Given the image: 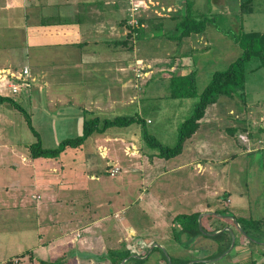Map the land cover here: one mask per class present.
Listing matches in <instances>:
<instances>
[{"label":"crops","instance_id":"crops-1","mask_svg":"<svg viewBox=\"0 0 264 264\" xmlns=\"http://www.w3.org/2000/svg\"><path fill=\"white\" fill-rule=\"evenodd\" d=\"M189 1L194 2V0ZM207 1L211 4L208 9L209 13H196L198 17L212 16L211 14L217 9H220L221 13L227 12L229 15L232 12L237 15L241 11L250 12L253 15L252 13H256L257 10L254 5L256 0H205L206 3ZM160 2L157 3L160 4ZM110 3L115 2L109 0H0V25L12 27V35L19 39L17 40L18 44H16L17 41H13L16 50L7 53L0 49V57L9 59L4 62L8 61V64L12 65V59L20 57L19 63L28 53L29 48L31 50L47 46L53 48L52 54L48 56L43 54L40 59H47L43 62L49 63L57 70L52 72L49 68H45L47 64H44L36 73L37 75H34L40 84L34 86L32 84L29 90L30 107H41L45 101L48 112L64 114L63 110H65L69 112V115L67 113L68 118L75 112L77 115L75 120L79 122L78 118H81L80 121L83 122L87 117L102 119L103 116H110L119 111H116L119 106H127L140 98V94L137 92L147 84L127 83L126 51L107 47L106 42H108L111 30L110 18L106 14V9ZM249 3L252 4V7L247 8ZM262 3L264 4V0L256 2L259 5ZM203 4L204 0L196 8L202 10ZM180 14V12L176 14L177 16L170 14L171 19L162 17L158 21L164 25L168 21L174 22L176 29H171L174 32L170 33L176 36L180 33L178 23L184 16V14ZM231 19L236 26V33H239L244 25L240 26L234 16ZM210 26L216 33L213 35L214 37L209 35L207 25L203 32L191 33L184 37L190 39L192 35L200 38L202 42L205 40V46L202 45L199 48L206 52L209 50L208 46L213 38L226 35L216 25ZM250 31L253 30L244 29V32ZM234 45L238 46V43L234 42ZM190 51H197V48L194 47ZM187 53L184 52L183 56ZM60 67L66 71H72L71 76L74 75L78 80H86L87 74H92V76L96 74L86 82L94 81L98 85L96 88L89 85L79 89L80 91L84 90V93L79 95V99L74 94L60 92L62 87H57L58 84H54L53 77L51 78L52 75L61 72ZM174 67L173 65V72H175ZM143 69L142 72L146 75L147 70ZM66 71L64 73L68 74ZM178 72L180 73V71ZM59 76L62 77V75ZM105 80L107 83L102 84V81ZM113 81L119 84H112ZM261 102L259 97L254 102H250L251 108L246 113L249 114L247 117L251 119H246L245 124H240L248 130L252 120L262 121L259 126L260 135L264 132V113H259V118L254 114L256 106L264 105ZM60 104L66 108L58 107ZM51 105L57 107L52 109ZM6 117L5 113H0V131L3 132L0 134L2 135L6 134L3 129V121ZM208 117L209 115L206 113L199 120V128L196 132L184 142L183 151H185L184 148L190 149L194 154L193 158L178 165L171 164L169 159L162 157L158 151H150L148 148L150 145L143 139V136L128 137L117 132L110 133L108 130L92 133L87 138V140L92 138L91 143L80 146L82 151H78L72 157L73 162L70 163L63 161L60 157L62 154L51 159L33 158L27 143L24 150L17 149L15 144L17 141L11 142L10 145H3L5 149L2 148V154H0V168L7 170L3 171L7 177H0L2 178L0 181V264H6L10 258H14L28 249L30 252L34 250L40 253L44 259L43 256L46 257L50 252L52 254L51 249H57L58 245L64 246L73 235L70 236L72 232L79 231L82 233L81 241L88 242L96 232L108 233L106 228L112 224L117 228V237L108 238L107 236L106 241L109 244L112 243V246L115 247L113 249H120L125 244L127 246L125 231L129 229L131 233L137 234L138 241L143 240V243L147 245L149 242L154 243L155 246L159 243L161 247H165L167 244L172 245V241L165 238L167 235L165 225H173L178 215L196 212L202 214V217L212 212L218 215L215 209L207 208L208 205L205 203L208 194V184L205 178L203 181L200 179L191 181L189 178L192 175L207 177L208 174V166L202 161V157H206L210 143L204 139V133L200 132L204 125L209 123ZM235 127L236 125H234ZM231 129L230 132L235 136L240 131L239 128ZM249 135L251 136V134ZM261 137L254 138L262 141ZM130 145L133 146L132 149ZM219 146L220 144L217 147ZM241 147L244 148V146ZM128 148L131 153L127 151ZM254 148L253 151L261 149L262 146L256 143ZM232 149L235 152L238 150L237 146ZM5 151H8V159L5 157ZM230 161H221V163L225 165ZM76 162L81 165L77 166ZM109 164L110 166L116 164L121 168V171L116 176H109L107 171L110 167H108ZM191 165H194V172L190 171L189 179L182 180L184 188L179 192L184 194L183 199L180 202L176 201L174 199L175 191L172 187L173 174L177 170L185 169ZM223 165L219 169H222ZM69 172L70 175H68ZM86 172L88 173L87 179L96 181L97 192L93 190L94 184L90 189L85 187L82 180ZM214 177H217L216 172ZM212 186L214 190H212L211 196L214 197L213 201H216L220 198L222 187L219 188L215 183ZM105 191L109 193L106 195L107 198L103 193ZM95 193L103 196L104 199L99 198ZM130 194L133 197L127 198ZM226 198L229 203L232 202L231 194L227 193ZM80 200L85 202L81 208L78 207ZM131 203L138 205L136 210L130 207ZM192 205L194 207H191ZM45 206L49 207V211L44 210ZM186 207L188 210L185 209ZM227 207L229 208V204ZM102 208L105 209L104 213L98 214ZM189 210L191 212H188ZM236 210L237 212L234 214L231 213L235 217L246 216L239 215L240 207ZM132 217H135L136 221ZM107 219H112V221L106 223ZM20 221H22L23 228L16 226V223L19 224ZM140 221H143L142 224L139 223ZM236 225L238 226V223L231 224L225 229L234 233L233 229L237 230ZM173 227L172 229H174ZM205 238L199 236L195 241L199 239V242H203ZM243 241L240 237L239 243L241 242L240 244L243 245ZM117 243H119L118 246ZM144 244L143 246H146ZM238 261L239 258H237ZM208 262L206 264H209Z\"/></svg>","mask_w":264,"mask_h":264},{"label":"rangeland","instance_id":"rangeland-1","mask_svg":"<svg viewBox=\"0 0 264 264\" xmlns=\"http://www.w3.org/2000/svg\"><path fill=\"white\" fill-rule=\"evenodd\" d=\"M109 1L115 3H110L109 7L106 9V14L110 18L111 30L108 42H106L107 47H110L111 49H123L126 51L128 84L147 85L142 86L137 92L140 94V98L134 103L128 104L127 106H119L116 110H119L118 112H115L110 116H103L99 127L101 128L103 126V121L105 119L112 120L121 116H136L140 122H134L125 126L115 125L108 127L106 130L110 133L117 132L122 135L125 134L128 137L143 136V139L146 142L147 137H145V133H147L148 137H154L162 144L173 147L178 143L180 126L192 115L196 103L199 101V96H176L174 95V92L181 90L185 92L186 89L187 91H190L191 87L195 86V91L199 94L202 93L208 86L216 71L226 70L232 62L240 57L243 53V49H241L242 47H240L239 43L238 46L234 45V42H236V34L234 33L237 32V29L232 23L231 18L233 16L236 17L240 26L244 25V28L241 27L239 33L242 31L244 32V29L246 30V28L253 31H264V4H256V2L258 3V0H256L254 5L257 10L256 13H252L253 15H251L250 12L242 11L237 15H235L234 12L229 15L227 12L221 13L222 11L220 9L213 12L211 14V21L207 23L209 35L213 36L216 34L213 27L210 25H216L224 31L226 35L220 36L219 38L218 36L213 38L211 44L208 46L209 50L204 52V50L199 47H202V45L205 46V40L202 42L200 38L192 35V38L186 39L184 36V38L180 37V33L176 36L173 34L171 35L170 32H174L171 29H176L174 22L168 21L167 24L164 25L160 24L158 21V19L162 17L171 19L170 14L177 16L176 14L180 12L182 15H185L187 0H160L161 2L158 0H135L139 8L136 11L131 9L128 0ZM157 2H160V4ZM200 3H202V0H194L193 2L191 10H193L192 12L195 17H198L196 13H209L208 9L211 4L208 1L206 3L204 0L201 10L196 8ZM171 5L174 6L172 7ZM249 7H252L251 3L247 4V8ZM181 29L182 28L179 30L181 31ZM12 34V27L0 25V49L2 51L9 53L10 51L17 49L13 41L19 39ZM18 43L19 42L17 41L16 44ZM104 47L107 48L106 46ZM194 47L197 48V51H190ZM52 50L53 48L50 46L45 48L42 47L41 49L32 48V50L29 48L28 53L25 54L19 63L18 60L20 57H14V59H12V65L8 64V61L7 63L4 62L9 59L0 57V76L3 78L6 77V79H11L10 83H13L15 80H13L11 76H8V72L19 74L22 69L26 67L35 78L30 81L29 86L22 84L18 89L19 91L13 92L9 87L10 85H8L7 80L0 77V95L10 96L19 102V104L29 113L32 125L38 132V135H35L28 123L27 115L21 110L9 102L0 104V113H5L7 116V119L5 118V121H3V129L6 134H0V154H2V148L5 149V145H10V143L14 141H17L15 144L19 150H21V148L24 150L26 143L30 145V143L32 144L36 142L39 138L44 148L57 149L65 140L78 138L83 134L84 121L82 122L80 121L81 118H78L79 122H77L75 120L77 118L75 112L72 113L73 115L70 118L67 116V113L69 115V112H66L65 110H63V112H65L64 114H59V112H48V107L45 104V101L41 107H30L28 101V97L30 96L29 90L32 87V84L33 86L40 84V81L34 75H37L36 73L44 64H47L45 68H49L52 72L57 70L54 66L49 65V63L43 62L47 61V59H40L43 54H46L47 56L52 54ZM184 52L188 53L183 56ZM261 64V60L254 57L247 65V81L244 92L245 96L243 97L244 99L239 97L240 95H221L216 99L217 104H211L207 107L206 113L209 115L208 118L210 121L204 125L200 132L204 133V139L210 143L208 144L209 147L206 151V157L203 158L201 156L202 161L208 166V174L207 177H201L198 175H192V177H189L191 178V181L193 179H196V181H199V179L203 181L205 178L208 184L207 202H205L208 205L207 208L215 209L216 212L228 209L230 213L234 214V212H237L236 209L240 207L239 215L244 214L246 217L250 216L251 218L260 219L264 218L262 217L264 215V132L260 135L259 130L262 121L258 120L256 122L252 120L253 122L251 121L252 123L250 127L248 126V130L241 125L245 124L246 119H251L247 117L249 114L246 113L248 112V109L251 108L250 102H254L257 97H259L262 100L261 104L264 103V65ZM173 65L175 66V72L172 71ZM142 68L147 70L146 75L143 74ZM60 71L61 72L51 76V78L53 77V83L58 84L57 87H62L60 92L74 94L76 98L84 93V90L80 91L79 89L89 85L96 88L98 85V83L94 81L86 82L87 79L95 77L96 74H93V76L92 74H87L85 78L86 80H78L74 75L71 76L72 71H66L63 67H60ZM64 71L68 74L64 73ZM178 71H180V73ZM192 72L195 73L194 85L188 83V81L183 82L182 84H171L172 75H179L182 73V75H188ZM137 73L139 75H137ZM59 75H62V77ZM106 83V80L102 81V84ZM112 84L119 83L113 81ZM245 103L246 105H243ZM32 104L35 105V103ZM60 106L64 105L60 104L58 107ZM51 107L52 109H55L57 106L51 105ZM64 108H66V106H64ZM255 111V117L259 118L258 114L264 113V105L256 106ZM87 118L85 120H87ZM234 125H236L235 128ZM231 128H233V130L239 128L240 131H238L239 133L235 136L230 132ZM247 132L248 134H246ZM0 133L3 132L0 131ZM249 134H251V136ZM256 136H262V141L256 140V138H254ZM91 139L92 138H89L88 140L86 139L87 141L85 140L83 143L85 144L84 146L90 144ZM256 143L259 144V146H262V148L253 151ZM83 144L74 147L67 146L63 151L57 153L56 156L59 157L62 154L60 157H62L65 163L73 162L72 157L78 151H82L80 146H83ZM218 144H220L219 147H217ZM233 145L237 146L238 150L236 152L232 149L234 148ZM241 146H244V148ZM130 148L132 149L133 146L130 145ZM148 148L150 151L160 152L158 147L149 146ZM184 149L185 151L180 154L168 158L169 162L178 165L179 163L192 159L194 154L191 153V150L188 148ZM245 150L249 153H244L243 151ZM127 151L131 153L129 148ZM7 152L8 151H5V157L8 159ZM57 157L53 156L44 158L51 159ZM221 161L230 162L223 165ZM76 163H78L77 166L79 164L81 165L79 162ZM222 165V169H219ZM109 166L110 164L108 167ZM193 167L194 165L188 166L185 169L177 170L173 174L174 181L172 179V187L175 191L174 199L176 201L180 202L183 199L184 194L179 193L184 188L182 180L189 179L188 173L190 171L194 172ZM3 171L7 170H2L0 168V177H7ZM215 172L217 173V177H214ZM68 175H70V172ZM86 175H88L87 172L82 180L85 183V187H89L90 189L94 184L95 186H93V190L97 192L96 181L94 182L87 179ZM108 175L111 176L109 172ZM1 179L2 178H0V181ZM214 183L217 184L219 188L222 187V191L219 194L220 198L216 201H213L214 197L211 196V192L214 190L212 188ZM79 186L77 187L78 190ZM101 187L103 188V186ZM103 193L105 197L109 194L107 191ZM227 193L231 194V203H229L228 198H226ZM96 196L104 199L103 196L98 194H96ZM132 197L133 196L130 194L127 198ZM228 204L229 208L227 207ZM83 205H85V202L80 200L78 207L81 208ZM130 207L133 210H136L138 205L131 203ZM191 207H194V205ZM51 208H53V206H51ZM185 209L188 210V207ZM44 210L49 211V207L45 206ZM104 211L105 209L102 208L98 214H103ZM188 212H191V210ZM233 214H229L228 216L235 220ZM218 215L222 214L219 212ZM132 219L136 221L135 217H132ZM226 219L227 218H225V220ZM109 221L111 222L112 219H107L106 223ZM204 221L210 230H213L214 227H218V224H220L215 217H206ZM142 222L143 221H140L139 223L142 224ZM16 226L17 228H23L22 221H20L19 224L16 223ZM172 226H174L173 228H177L178 224L175 222L173 225H165L167 233V235L165 234V238L171 240V244L174 246L167 244L165 247H161L159 243L156 244V246L154 243L151 244L150 242L149 245L144 244L143 240L138 241L137 234L134 232L131 233L129 231L130 229L126 230L125 240L127 246L125 244L121 246V249L128 248L134 256L132 255L125 259V264H139L135 257L141 258L140 264H167L164 255L167 256L168 260L169 256L173 255L175 257L172 261V263L174 262L173 264H185L183 261L188 259L190 260L186 264L195 260L204 259L208 260L209 262H206L209 264H264V245L256 246V249L250 248V250L248 247L250 244L249 242L246 243V246L245 244H240L241 242L239 243L238 241V244L231 248V250H229V247L224 250V252H220L218 250V242L213 238L206 237L203 242H199L200 240L197 239L198 241H194V243L187 246L188 244L185 243V236L183 242L176 240ZM99 228L101 229V226ZM106 230L108 233H103L102 231L94 233L93 238L89 239L88 242L84 240L81 241L80 238L82 233L79 231L72 232L70 236L73 235L67 240L64 245L65 247L62 246V248L58 245L57 249H51L52 254L50 252L51 250H48L50 254L46 257L43 256L44 259L40 256V253L34 250L30 252L28 249L29 251L26 250L22 254L10 258L9 260H11L13 264H40V260H44L50 264H113L109 256V251L113 250L115 247L112 246V243L109 244V242L106 241V237L116 238L118 231L113 224L112 226L108 225ZM218 232H220V230ZM235 232L236 237L239 239L242 235L238 231ZM102 235L104 236L102 237ZM143 244L146 246H143ZM116 245L118 246L119 243ZM9 247L11 246L9 245ZM223 249L225 248H222L221 250ZM16 250L17 249L15 248V251ZM237 258H239L238 262Z\"/></svg>","mask_w":264,"mask_h":264},{"label":"trees","instance_id":"trees-1","mask_svg":"<svg viewBox=\"0 0 264 264\" xmlns=\"http://www.w3.org/2000/svg\"><path fill=\"white\" fill-rule=\"evenodd\" d=\"M193 2L187 0V10L186 14L183 16L181 22L178 23V28H182L179 36L183 37L185 35H189L191 33L203 32L206 28L207 23L211 21L212 16L202 15L200 18L195 17L193 15L192 9ZM154 33V32H153ZM155 34V33H154ZM161 34V33H159ZM235 41L240 44L243 49V53L238 57L234 62L230 64V66L223 71H216L208 86L203 90L202 93H198L195 91V86H192L190 91L185 90V92L176 91L174 95L183 96H199V101L196 103V106L193 110L192 115L180 126L178 132V143L173 146H167L162 144L159 140H156L154 137H148V134L145 133V137H147V143L150 146L158 147L160 150L159 154L162 157L170 158L180 154L183 151L184 142L186 139L190 138L196 130L199 128V120L202 119L206 114V109L209 105L214 104L217 100V97L221 95L227 96H235L240 95L239 97L243 98L245 96V88H246V74H247V65L250 60L254 57H257L261 60L264 65V32L252 31V32H240L234 33ZM195 73L192 72L188 75L182 74H174L171 76V84H182L183 82L188 81L190 84H195ZM199 94V95H198ZM244 99V98H243ZM9 102L14 105L16 108L21 110L24 114L27 115L28 123L34 131L35 135H38V132L35 130L34 126L31 122V117L27 110L24 109L22 105L19 104L14 98L10 96L0 95V104ZM101 119L99 117H92L84 121V132L78 138H72L65 140L61 146L57 149H48L44 148L41 144L40 138L29 145L30 155L33 158L37 157H57L56 154L63 151L67 146H79L84 143V141L94 132L99 131L103 132L108 127L111 126H125L132 124L134 122H140L136 116H121L116 117L112 120L105 119L103 121V126L100 128ZM59 155V154H58ZM221 213L222 215H217L216 213H210L204 215L201 218L202 225L199 223L200 213H192V214H180L175 218L176 224H178L177 228H174V234L176 240L183 242L184 236L186 237L185 243L189 244L194 243L195 239L199 236L213 238L218 242V247L220 252H224V250L228 249L232 242L233 232L225 229V227L238 223L237 230L242 236L241 238L245 239L246 243L249 244V249H256V246L264 245V218H251L246 216L235 217V220L229 217L228 215L231 213L226 209L225 211H217V213ZM206 217H215L220 224L218 227H214L213 230L208 229L205 224L204 219ZM225 218H227L225 220ZM221 230L220 232H218ZM234 234L236 236V232L233 229ZM240 239V238H239ZM239 239L236 237V244H238ZM243 244V245H244ZM222 248H225L221 250ZM250 249V250H251ZM218 252V253H220ZM264 253V252H263ZM133 254L129 251L128 248H120L113 249L109 251V256L113 264H122L124 259L132 256ZM218 255V254H217ZM250 255V254H249ZM134 256V255H133ZM171 260H174V256L170 255ZM248 257V256H247ZM138 263L140 264L141 258L135 257ZM165 262L169 263L167 256L164 255ZM190 259L185 260L183 262L188 263ZM255 262V261H254ZM174 263V262H173ZM6 264H13L11 260H8ZM40 264H50L44 260H40ZM193 264H206L205 260H196Z\"/></svg>","mask_w":264,"mask_h":264},{"label":"built area","instance_id":"built-area-1","mask_svg":"<svg viewBox=\"0 0 264 264\" xmlns=\"http://www.w3.org/2000/svg\"><path fill=\"white\" fill-rule=\"evenodd\" d=\"M128 1L131 5V9L133 11H136L139 9L135 0H128ZM137 75H139V74L137 73ZM8 76H11L12 79L15 81H13V83H10L11 79H9V78L6 79V77L3 78L2 76H0V77L7 80L8 85H10L9 87L11 88V90L13 92L19 91L18 89H19V87H21L20 85H22V84L29 86L30 81L35 79L31 75V73L29 72V69L27 67L22 69V71L19 74L15 73V72H8ZM23 76H24V78H23ZM107 171L109 172V174L111 176H116L121 171V168L119 166H117L116 164H113L111 167L108 168Z\"/></svg>","mask_w":264,"mask_h":264},{"label":"water","instance_id":"water-1","mask_svg":"<svg viewBox=\"0 0 264 264\" xmlns=\"http://www.w3.org/2000/svg\"><path fill=\"white\" fill-rule=\"evenodd\" d=\"M201 218H202V215L199 216V223H200V226L202 225ZM235 243H236V236H235V234L233 233V236H232V242H231V246H230L229 250H231V248H233V247L235 246ZM169 263H170V264H173L170 256H169ZM192 263H193V262H190L189 264H192ZM122 264H125V259L122 261Z\"/></svg>","mask_w":264,"mask_h":264}]
</instances>
